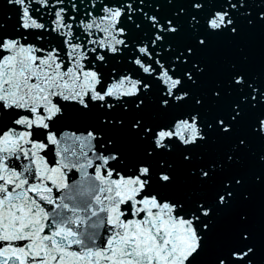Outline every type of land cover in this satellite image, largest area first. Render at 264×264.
I'll return each mask as SVG.
<instances>
[{
	"label": "snow or ice",
	"instance_id": "snow-or-ice-1",
	"mask_svg": "<svg viewBox=\"0 0 264 264\" xmlns=\"http://www.w3.org/2000/svg\"><path fill=\"white\" fill-rule=\"evenodd\" d=\"M258 29L264 0H0V264H195L228 225L212 264H254L264 72L205 78Z\"/></svg>",
	"mask_w": 264,
	"mask_h": 264
}]
</instances>
